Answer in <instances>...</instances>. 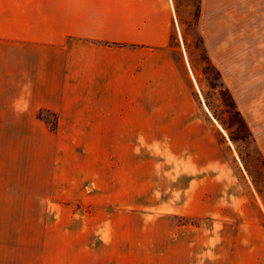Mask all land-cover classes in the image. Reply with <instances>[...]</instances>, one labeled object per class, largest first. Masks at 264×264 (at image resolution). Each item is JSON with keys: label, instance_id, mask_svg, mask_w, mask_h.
<instances>
[{"label": "rangeland", "instance_id": "1", "mask_svg": "<svg viewBox=\"0 0 264 264\" xmlns=\"http://www.w3.org/2000/svg\"><path fill=\"white\" fill-rule=\"evenodd\" d=\"M172 3L169 45L188 68L151 80L156 99L142 110L156 114V130L124 134L98 189L86 183L92 203L79 215L93 226L91 263L264 264V0ZM40 117L54 128V116ZM13 144L0 132V189L36 187L38 166L22 162L37 163V148L19 164ZM1 232L0 264L32 257Z\"/></svg>", "mask_w": 264, "mask_h": 264}, {"label": "crops", "instance_id": "2", "mask_svg": "<svg viewBox=\"0 0 264 264\" xmlns=\"http://www.w3.org/2000/svg\"><path fill=\"white\" fill-rule=\"evenodd\" d=\"M173 15L172 0H0V132L12 134L19 164L30 144L38 157L22 162L38 166L36 187L0 189L5 244L31 251L16 262L92 264L85 186L98 189L124 134L156 130V114L142 110L156 99L151 80L188 68L169 45Z\"/></svg>", "mask_w": 264, "mask_h": 264}, {"label": "trees", "instance_id": "3", "mask_svg": "<svg viewBox=\"0 0 264 264\" xmlns=\"http://www.w3.org/2000/svg\"><path fill=\"white\" fill-rule=\"evenodd\" d=\"M229 100H230L229 106L233 109V115H235V117H236V120H237V123H238V125L240 127V130L244 134L248 133L247 126H246L244 120L242 119V117L240 116L239 112L235 109L234 103H233V101L231 100L230 97H229Z\"/></svg>", "mask_w": 264, "mask_h": 264}]
</instances>
